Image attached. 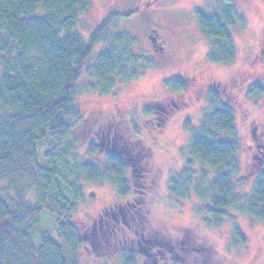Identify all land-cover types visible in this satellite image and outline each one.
I'll use <instances>...</instances> for the list:
<instances>
[{"label":"trees","instance_id":"16d2710c","mask_svg":"<svg viewBox=\"0 0 264 264\" xmlns=\"http://www.w3.org/2000/svg\"><path fill=\"white\" fill-rule=\"evenodd\" d=\"M92 2L0 0V264H78L83 240L96 231V224L89 227L75 216L82 197L79 176L88 181L108 176L118 199L133 193L134 187L127 184L133 172L120 152L105 153L103 173L90 162L101 154L108 136L121 138L118 128L123 121L116 120L118 113L104 114L105 118L86 109L80 80L96 45L101 50L89 69L93 82L87 86L95 99L131 86L151 63L135 52L131 34L115 28V14L101 21L87 42L81 37L79 17ZM194 16L208 44V62L233 64L237 49L230 29L240 18L238 11L227 5L212 14L195 10ZM173 84L177 82L169 81ZM253 92L262 93L256 85ZM208 102L210 110L203 113L189 139L190 155L211 175L206 191L197 184L205 179L204 174L197 176L192 189L208 203L199 209L200 215L216 223L229 214L264 223V167L250 168L255 179L249 196L236 194L233 179L239 172L240 146L234 111L215 94L209 95ZM129 143L138 145L136 138ZM192 172L187 164L174 173L170 191L187 196ZM180 185L185 190L176 192ZM138 209H133V215ZM130 211L123 206L116 213L105 209L98 222L99 240L108 231V216L116 230L119 218L124 221ZM45 217L52 224L46 225ZM234 236L243 244L237 231ZM190 249H180L183 262L172 258L169 264H202L201 253L193 246ZM133 258L123 257V264H135Z\"/></svg>","mask_w":264,"mask_h":264},{"label":"rangeland","instance_id":"374dc122","mask_svg":"<svg viewBox=\"0 0 264 264\" xmlns=\"http://www.w3.org/2000/svg\"><path fill=\"white\" fill-rule=\"evenodd\" d=\"M138 1L93 0L91 8L80 15L77 25L78 33L87 42L101 21L111 13L117 15L115 28L131 34L136 41L135 52L151 63L150 69L131 86L119 88L109 97L95 99L87 86L93 82L89 69L101 45L93 48L91 57L85 62L86 72L80 80L83 105L91 113L103 114L105 118L113 112L118 113L116 120L123 121L118 128L121 138L111 140L108 136L101 145V154L87 160L95 162L103 173L105 153L118 151L125 160L137 159L142 171L138 173L140 177L135 176L136 172L127 176V184L134 188L132 195L125 199L116 197L114 183L108 176L101 181H88L79 176L82 197L75 216L89 227L96 224V231L94 238L89 232L83 240L78 264H123V257L128 256L134 257L135 264H143V254L127 251L128 245L135 244L142 230L144 234L153 235L161 243L169 245L158 256V264L172 262L169 249L177 251L180 256L181 248L188 251L192 246L201 253L202 264H264V223L235 214H229L216 223L209 216L200 215L199 209L208 206V203L195 195L192 189L199 179L197 176L204 174L205 179L196 183L206 191L211 175L210 170L192 158L189 151L190 136L199 125L201 113L210 108L208 99L213 93L211 90L216 91L212 83H220L228 91L220 98L234 111L240 146L239 172L233 179L236 194L250 195L255 175L249 171L255 167L257 159H250L246 145L251 125L264 120V90L258 85H263L261 78L264 71L258 62L252 61L258 52L264 29V0L235 2L240 18L236 20L231 34L237 59L228 66L208 62V47L193 18L196 9L207 14L220 9L221 0H159L156 2L158 5L146 15H143L144 6L139 7ZM149 19L162 25L166 36L163 57L150 46L146 31ZM199 72H203L208 81L202 79ZM172 76L188 78V83L180 85L181 88L186 87L180 89L186 106L174 115L167 126L158 129L148 122L150 102L161 103L163 97L177 95L178 92L169 86L168 80ZM255 85L262 91L261 94L253 92ZM187 126L190 131L186 130ZM134 137L138 145L129 143L135 141ZM186 163L194 173L190 192L182 198L170 191L169 179L174 173L184 170ZM176 189V192L185 190L181 185ZM122 206L131 209L130 213H126V221L119 218L120 229L115 230L113 218L108 216V231L104 240H99L97 228L101 213L105 209L116 213ZM137 207L138 212L133 215L132 211ZM45 224H52V221L45 217ZM131 229L137 232L133 233ZM236 231L243 238V244L236 242ZM158 249L160 247L156 246L153 251Z\"/></svg>","mask_w":264,"mask_h":264},{"label":"flooded vegetation","instance_id":"af4514ba","mask_svg":"<svg viewBox=\"0 0 264 264\" xmlns=\"http://www.w3.org/2000/svg\"><path fill=\"white\" fill-rule=\"evenodd\" d=\"M157 1H159V0H139L137 4L139 5V7L144 6L143 15L144 14L146 15L147 13L150 12V9L153 6L158 5L156 3ZM236 1L237 0H221L220 1V7L228 5V6L232 7L233 9L235 8V10L238 11V9H236V5H235ZM196 11H200V10L196 9ZM200 12H202V11H200ZM194 17L195 16L193 14V18ZM232 29H230L231 32H232ZM146 31H147V37L150 41V46L153 47V49L155 50L156 53L161 54V56L163 57L165 54L164 53V46L166 44V36L164 34L162 25L157 20L149 19L146 22ZM206 45L208 47L207 42H206ZM252 61L258 62L261 70L264 71V29L262 32V39L260 42V46L258 48V52L256 53V55H254ZM199 74L202 76L201 77L202 79H204L206 77V75L203 72H199ZM191 80L194 81L195 79H191ZM261 80H262L263 85L262 84H258V85L262 90H264V73L262 75ZM169 81L177 82V84H173V86H172L174 88V91L178 92V93H176L177 95H175V93H174L173 95H168L167 97H163V99H161V100H163V101H161V103H158L155 100H152L150 102L151 108H149V109H150L151 115L149 117H147L149 119L148 122H150L151 124H155V126H157L158 129L163 128L164 126H167V124L171 121V119L174 117V115L176 113L180 112L181 109L183 110L186 106L185 100H184V94H182V92L180 90V89H183L186 87L181 88L180 85H182L183 82L188 83V78L183 77V76H179V77L172 76V78L169 79L168 82ZM212 84H213V86L214 85L216 86L215 87L216 91L211 90L213 92V93L211 92L212 94H215L218 97L223 96L224 93H226V95H227L228 91H227L226 87L221 86L220 83H212ZM175 100H176V102H175ZM208 110H210V108L204 109V112L208 111ZM204 112L201 113L200 120H201V117H202ZM145 117H146V115H145ZM251 127L252 128H251L250 135H249V141H248V144L246 145V147H247V151L249 153L250 159H255V158L257 159V164L254 165L255 168L256 167L261 168V167H264V120L259 122V123H253L251 125ZM126 162L129 166V169H131V171L133 173H135V172L137 173L135 176L140 177L141 174H138V173H141L142 168L140 167V165H138V160L137 159L136 160L128 159V160H126ZM156 246L160 247V250L158 249V250H155L156 252H154L153 249ZM168 246H169L168 244L161 243L159 241V239H157L153 235L140 234L138 239H135V244L128 245L127 251H132L134 254H136V253L137 254L139 253L141 255L143 254V257H142L143 258V264H158V256L159 255L161 256L164 252L163 250L164 249L166 250L168 248ZM161 248L163 250H161ZM168 251H171V257L173 259H177L178 261L183 262L181 259V255L179 256L177 251L175 252L172 249H169Z\"/></svg>","mask_w":264,"mask_h":264}]
</instances>
